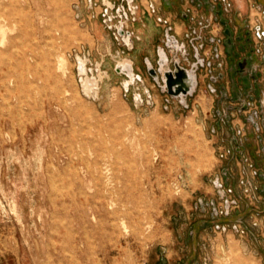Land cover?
Here are the masks:
<instances>
[{"label": "rangeland", "instance_id": "374dc122", "mask_svg": "<svg viewBox=\"0 0 264 264\" xmlns=\"http://www.w3.org/2000/svg\"><path fill=\"white\" fill-rule=\"evenodd\" d=\"M174 1L8 8L0 264H264V16Z\"/></svg>", "mask_w": 264, "mask_h": 264}, {"label": "bare ground", "instance_id": "6f19581e", "mask_svg": "<svg viewBox=\"0 0 264 264\" xmlns=\"http://www.w3.org/2000/svg\"><path fill=\"white\" fill-rule=\"evenodd\" d=\"M15 3H16V0H9V1L0 0V7L5 8L4 11L0 10V25H2L3 21L8 20L10 18L11 12L8 10V8L9 7L12 8L15 5ZM3 26H1L0 31L2 32L3 36H5L4 35L5 30H4ZM60 61L63 63L64 59L62 58ZM67 139H68V137H67ZM47 168H49V167H47ZM87 173L89 174L91 181H96L99 186H102L104 188V190L110 191V187L113 186L114 180H113V177L111 176V168H110L109 161L107 160V156H106L105 152H102V151L96 152L94 162L91 163L87 167ZM117 213H118V211H114L112 214L115 217L117 215ZM115 219H117V218L115 217ZM118 228L119 227L116 226L115 224L112 225V229H114V231L117 230ZM240 263H243V262H240Z\"/></svg>", "mask_w": 264, "mask_h": 264}, {"label": "water", "instance_id": "95a60500", "mask_svg": "<svg viewBox=\"0 0 264 264\" xmlns=\"http://www.w3.org/2000/svg\"><path fill=\"white\" fill-rule=\"evenodd\" d=\"M255 32H256V35H257V37L259 38V40H261L262 41V43H263V48H264V33L261 31V27H257V28H255ZM240 66L242 67L243 66V63L241 62L240 63ZM259 115V112L257 111L256 112V115ZM253 120V122L254 123H256V119H252ZM257 127H258V125H256Z\"/></svg>", "mask_w": 264, "mask_h": 264}, {"label": "flooded vegetation", "instance_id": "af4514ba", "mask_svg": "<svg viewBox=\"0 0 264 264\" xmlns=\"http://www.w3.org/2000/svg\"><path fill=\"white\" fill-rule=\"evenodd\" d=\"M256 2L259 9H261L264 12V0H256ZM257 27H261V31L264 33V28L262 26H257Z\"/></svg>", "mask_w": 264, "mask_h": 264}, {"label": "crops", "instance_id": "0c3cea01", "mask_svg": "<svg viewBox=\"0 0 264 264\" xmlns=\"http://www.w3.org/2000/svg\"><path fill=\"white\" fill-rule=\"evenodd\" d=\"M252 1H253V4L255 5V7L258 8V10L261 11L262 12L261 14L264 16V12L261 9H259V7L257 6L256 0H252ZM167 3L170 5H174L175 1L174 0H167Z\"/></svg>", "mask_w": 264, "mask_h": 264}]
</instances>
